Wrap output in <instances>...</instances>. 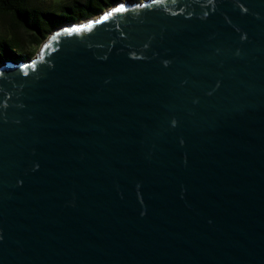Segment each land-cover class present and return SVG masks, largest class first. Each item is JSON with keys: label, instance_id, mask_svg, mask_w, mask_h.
Instances as JSON below:
<instances>
[{"label": "water", "instance_id": "1", "mask_svg": "<svg viewBox=\"0 0 264 264\" xmlns=\"http://www.w3.org/2000/svg\"><path fill=\"white\" fill-rule=\"evenodd\" d=\"M38 47L0 62V264H264V0L121 1Z\"/></svg>", "mask_w": 264, "mask_h": 264}, {"label": "trees", "instance_id": "2", "mask_svg": "<svg viewBox=\"0 0 264 264\" xmlns=\"http://www.w3.org/2000/svg\"><path fill=\"white\" fill-rule=\"evenodd\" d=\"M115 0H67L59 4L60 11L42 8L35 0H0V62L17 59L26 42L37 46L49 32L71 20H80L95 15L109 7Z\"/></svg>", "mask_w": 264, "mask_h": 264}, {"label": "rangeland", "instance_id": "3", "mask_svg": "<svg viewBox=\"0 0 264 264\" xmlns=\"http://www.w3.org/2000/svg\"><path fill=\"white\" fill-rule=\"evenodd\" d=\"M64 1H67V0H35V3L40 5L42 8H45V9H48V10H51L53 12H57L58 13L60 11L59 4L64 2ZM121 1H127V0H115L111 4V6L114 5L115 3L121 2ZM3 32L4 31H3L2 27L0 26V35ZM44 41L45 40H43V42ZM41 44L33 47V46H29L26 42H24L21 48H19V49L17 48V51L19 52V55H20L19 58H17V59H21V58H25L26 59V58L33 57L37 53L36 50L39 49L38 46H41Z\"/></svg>", "mask_w": 264, "mask_h": 264}]
</instances>
